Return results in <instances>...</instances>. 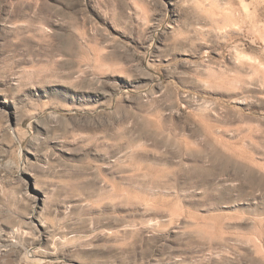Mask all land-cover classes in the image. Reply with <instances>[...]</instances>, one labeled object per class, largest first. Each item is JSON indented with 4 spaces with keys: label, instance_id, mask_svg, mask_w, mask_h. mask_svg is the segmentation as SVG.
Returning a JSON list of instances; mask_svg holds the SVG:
<instances>
[{
    "label": "rangeland",
    "instance_id": "rangeland-1",
    "mask_svg": "<svg viewBox=\"0 0 264 264\" xmlns=\"http://www.w3.org/2000/svg\"><path fill=\"white\" fill-rule=\"evenodd\" d=\"M0 264H264V0H0Z\"/></svg>",
    "mask_w": 264,
    "mask_h": 264
}]
</instances>
